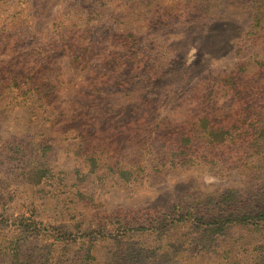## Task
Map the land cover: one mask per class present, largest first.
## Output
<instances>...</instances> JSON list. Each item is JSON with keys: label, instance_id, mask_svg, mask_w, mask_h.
<instances>
[{"label": "rangeland", "instance_id": "1", "mask_svg": "<svg viewBox=\"0 0 264 264\" xmlns=\"http://www.w3.org/2000/svg\"><path fill=\"white\" fill-rule=\"evenodd\" d=\"M262 210L264 0H0V264H264Z\"/></svg>", "mask_w": 264, "mask_h": 264}, {"label": "trees", "instance_id": "2", "mask_svg": "<svg viewBox=\"0 0 264 264\" xmlns=\"http://www.w3.org/2000/svg\"><path fill=\"white\" fill-rule=\"evenodd\" d=\"M260 15V12H258ZM259 15H255L256 17V26L258 27L261 24L262 18ZM221 135V133L217 134L216 136L219 137ZM258 219L255 222V225L258 227H264V210H262L259 214H258ZM234 219L239 220V221H245L247 219V215H243V216H236ZM234 219H230L229 222L233 221ZM228 222V223H229ZM209 225V226H208ZM206 226V231H221L224 227L225 224H223V221L215 219V220H210L209 224Z\"/></svg>", "mask_w": 264, "mask_h": 264}]
</instances>
